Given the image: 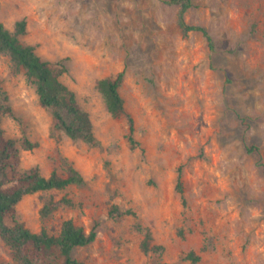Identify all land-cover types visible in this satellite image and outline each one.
Returning <instances> with one entry per match:
<instances>
[{"label":"rangeland","instance_id":"374dc122","mask_svg":"<svg viewBox=\"0 0 264 264\" xmlns=\"http://www.w3.org/2000/svg\"><path fill=\"white\" fill-rule=\"evenodd\" d=\"M166 1L0 0L6 29L24 19L20 42L65 64L61 79L95 136L86 143L53 130L24 69L0 53V102L5 93L38 143L23 150L16 121L0 116L19 168L47 176L71 166L83 179L23 196L16 216L53 235L68 218L95 228V240L73 251L85 264H264V0H191L184 20L208 31L212 49L200 32L182 36L179 8ZM119 71L134 146L125 116L112 117L97 90ZM60 198L69 203L39 215ZM112 207L130 213L110 214ZM145 229L158 247L147 252ZM0 264H15L1 239Z\"/></svg>","mask_w":264,"mask_h":264},{"label":"trees","instance_id":"16d2710c","mask_svg":"<svg viewBox=\"0 0 264 264\" xmlns=\"http://www.w3.org/2000/svg\"><path fill=\"white\" fill-rule=\"evenodd\" d=\"M169 4L179 8L177 23L183 37L190 32H200L207 42L209 49L213 48L208 31L199 25H190L184 20V13L190 8L191 0H167ZM26 21L20 19L15 22L11 32L0 21V53H6L11 61L24 69L27 79L34 85L39 105L51 112L53 130H60L72 139L86 143H93L95 136L89 115L77 103L76 93L61 79L66 72L62 61H48L42 59L32 45L23 44L19 36L26 32ZM124 72L102 77L97 82V90L102 95L109 114L116 118L124 115L127 123L126 139L131 146L138 145L134 137V119L125 111L124 99L119 92ZM8 115L14 119L20 132V146L25 151H32L38 147L32 142L26 131L23 119L16 115L8 104L7 96L2 94L0 102V116ZM19 149L12 139L4 137L0 121V239L8 247L15 264H85L73 256V251L92 243L96 238L95 228L85 231L68 218L61 222L56 235L49 234L46 229L31 231L24 222L16 216V205L25 195L52 189L60 190L70 184L82 182V176L69 166L65 175L52 170L47 176L40 173L38 166L21 170L19 168ZM176 190L181 195L185 205L181 172L178 170ZM67 204L66 198L49 200L39 210V215L45 217L60 205ZM117 215L129 214V210L118 211L116 207L110 209ZM152 240L149 229H145L141 242L143 252L158 248L150 245ZM186 257L192 261L199 259L198 255L190 251Z\"/></svg>","mask_w":264,"mask_h":264}]
</instances>
